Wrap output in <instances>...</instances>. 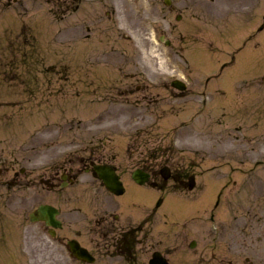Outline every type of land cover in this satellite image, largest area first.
Here are the masks:
<instances>
[{
    "label": "rangeland",
    "instance_id": "1",
    "mask_svg": "<svg viewBox=\"0 0 264 264\" xmlns=\"http://www.w3.org/2000/svg\"><path fill=\"white\" fill-rule=\"evenodd\" d=\"M111 3L116 9L122 3L118 32L111 27L115 19L107 16L109 11L118 17L110 3L84 0L74 13L72 0H0V188L15 189L7 184L22 166L37 186L43 164L58 159L77 138L96 137L89 155H117L122 169L145 158L154 161L153 155L196 173L199 194L177 196L168 187L175 209L171 216L156 213L157 232L165 237L172 229L173 264H246L252 254L264 264V111L253 106L259 116L254 119L234 109V104L244 111L252 102L264 104V88L263 98L236 100L234 82L229 83L236 75L240 81L249 76V56L253 68L264 62L259 29L264 0H176L186 7H178L184 14L180 20L175 13L165 17L162 0ZM163 34L171 45L160 41ZM104 61L128 63L115 69L132 74L131 91L116 90L115 69L102 75L103 67L92 64ZM176 73L188 82L185 93L153 86L152 81ZM263 73L264 68L260 75L254 70L261 84ZM124 94L115 102L99 99ZM136 97L140 105L133 102ZM38 199L36 192L28 203ZM14 216L16 237L24 244L22 210ZM192 239L197 244L189 248ZM30 261L15 264H34Z\"/></svg>",
    "mask_w": 264,
    "mask_h": 264
},
{
    "label": "flooded vegetation",
    "instance_id": "2",
    "mask_svg": "<svg viewBox=\"0 0 264 264\" xmlns=\"http://www.w3.org/2000/svg\"><path fill=\"white\" fill-rule=\"evenodd\" d=\"M72 1L75 2L73 5L75 13L84 0ZM87 1L98 2L102 6H108L110 3L115 9L114 16L118 17L112 18L109 11L107 16L108 19H115L111 27L115 28L116 32L119 31L116 23L121 20L118 11H122L120 9L122 3H119L116 9L111 3L114 0ZM164 1L162 0L163 4ZM175 1L171 0L170 4H164L165 17L175 13L176 18H183L184 14L178 7L181 6L182 9L186 7L177 6ZM201 12V16L206 18L207 13ZM168 29L170 32L174 31L172 20ZM263 34L264 31L260 39ZM160 39L164 44L169 43L166 46L171 45L172 39L169 36L167 38L162 36ZM260 44L256 48L260 47ZM92 64L99 68L103 67L100 71L103 75L107 70L111 71L115 68L122 71L128 63L104 61L100 64L96 62ZM245 65L248 66L249 76L240 81L238 78L234 79L236 75L229 81V83L234 82L232 96L236 100L237 98L253 100L255 97H261L259 93L264 88V83H259L254 77V70H257L259 75L262 73L264 62H255L253 68V58L249 56ZM117 69L115 70L120 77L116 76L113 80L117 79L120 84L116 90L126 94L131 91L129 86H131L132 74L124 71L121 75ZM261 79L264 82L263 74ZM152 82L153 86L157 88L162 86L172 95L176 92L185 93L189 88L183 74ZM93 83L98 86L103 82ZM125 94L112 98L103 96L99 99L115 102L114 100L120 97H127ZM133 102L140 105L142 101L137 100L136 97ZM250 105L251 108L248 111L238 109V104H234L236 108H233L238 112L251 113L254 119H258L259 116L258 114L254 116L252 107L254 106L256 112L260 113L264 111V104L252 102ZM77 140L81 139L77 138L70 144V148H65V151L71 149L70 152L61 151L58 159L53 162L48 161L41 166L37 186L34 185L35 182L31 179L28 168L22 166L13 175L12 184H7L16 188L5 191L0 188L1 264H12L14 259V215L18 209L22 210L23 214L22 225L25 238L21 248L25 251V255L28 253L32 258L36 256L40 260L39 264H151V262L173 264L172 254L169 252L172 250V229L166 227L168 231H165V237H163V231L157 232L156 213L160 210L162 214L168 213L171 216L175 209H173L175 202L167 199L168 187L175 190L177 196L199 194L201 185H198L196 173L174 168L168 160L157 161L153 155L151 156L154 161L145 158L142 163L139 160L133 167L122 169L117 161V155L112 158H97L92 154L89 155V151L96 148L98 138ZM6 161L12 163V159ZM153 164L154 168L151 167ZM108 174L116 179V190L109 188L105 179ZM38 187L40 191L36 190ZM16 190L18 192H15ZM36 192L39 199L34 204H29V197L35 196ZM218 195L221 197V194ZM15 202L18 205H15ZM42 204H49L54 210L49 209L48 214L42 216L43 218L32 221L33 213ZM141 206L143 215L138 213ZM47 219L52 222L49 223ZM27 226L34 227L27 229ZM257 239L261 241L262 234H259ZM196 244V239L191 240L189 248H194ZM73 246L76 249H73ZM254 257L253 254L247 255L246 264H257ZM260 262L264 263L263 257Z\"/></svg>",
    "mask_w": 264,
    "mask_h": 264
}]
</instances>
